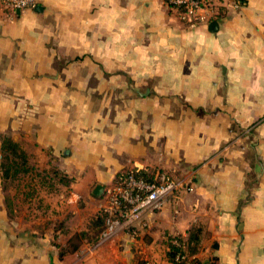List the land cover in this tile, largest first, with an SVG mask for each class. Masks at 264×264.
<instances>
[{
    "label": "crops",
    "instance_id": "1",
    "mask_svg": "<svg viewBox=\"0 0 264 264\" xmlns=\"http://www.w3.org/2000/svg\"><path fill=\"white\" fill-rule=\"evenodd\" d=\"M212 2L216 31L162 0L0 4V264H174L170 237L205 264H264V0ZM5 137L68 193L17 210ZM127 170L183 185L102 234L93 190Z\"/></svg>",
    "mask_w": 264,
    "mask_h": 264
},
{
    "label": "built area",
    "instance_id": "2",
    "mask_svg": "<svg viewBox=\"0 0 264 264\" xmlns=\"http://www.w3.org/2000/svg\"><path fill=\"white\" fill-rule=\"evenodd\" d=\"M162 3L176 9L182 20L194 25L215 19L217 7L212 0H162ZM0 4L24 10L33 8L36 0H0ZM236 4H240V0H236ZM182 185L179 179L165 171L156 173L153 178L139 170L118 173L113 185L107 187L104 193L102 213L106 215V227L102 234L109 235L117 229H132L146 213L161 208L164 199ZM167 242L171 248H177L173 256L174 264H205L196 260L178 237H170ZM143 264L153 263L146 261Z\"/></svg>",
    "mask_w": 264,
    "mask_h": 264
},
{
    "label": "rangeland",
    "instance_id": "3",
    "mask_svg": "<svg viewBox=\"0 0 264 264\" xmlns=\"http://www.w3.org/2000/svg\"><path fill=\"white\" fill-rule=\"evenodd\" d=\"M3 157V156H2ZM17 164H14L12 168H10L9 172L11 177L5 179V188L8 190V195L11 194L12 196L14 195V192L16 194L15 199V207L17 210H25V209H32L33 212L41 213V203L40 198H44V192L49 191V192H59L60 194L66 195L68 193V189L64 186L67 182L65 177H60L62 185H54L52 186L51 183L46 178V175H43L41 172L36 171V170H30V168L26 165L22 164V159L20 157L15 156L13 158ZM12 157L10 158V162H12ZM28 161V160H27ZM2 162L9 163L7 159L2 158ZM6 170V168H5ZM33 175V177H32ZM58 177V178H59ZM33 178V180H30ZM36 178V180H34ZM49 179V178H48ZM30 181L34 182L36 181L37 184H31ZM29 185V186H28ZM28 186V187H27ZM48 192V193H49ZM58 193V194H59ZM34 195L36 203L33 204L34 209L31 208L28 204H26V195ZM11 195L10 198H11ZM55 195H49V197H54ZM48 197V196H47ZM51 211V210H48ZM43 212V211H42ZM49 213V212H48ZM77 239L74 238L73 242L74 243H82L84 239H82L80 236ZM79 243V244H80Z\"/></svg>",
    "mask_w": 264,
    "mask_h": 264
},
{
    "label": "trees",
    "instance_id": "4",
    "mask_svg": "<svg viewBox=\"0 0 264 264\" xmlns=\"http://www.w3.org/2000/svg\"><path fill=\"white\" fill-rule=\"evenodd\" d=\"M2 151H3V157L4 159H7L9 161V163H5L2 162L1 166H2V171H3V177L5 179L11 177L10 175V168H12V166L14 164H17V162H15V160L13 159L15 156L20 157L22 159V164L26 165L27 164V155L26 153L21 149V147L19 146L18 143L14 142L11 138L9 137H5L3 139L2 142ZM12 157V162H10V158ZM6 168V170H5ZM58 176L63 177L62 175L58 174ZM92 225H95V227L99 228V230H103L106 227V215L104 213L99 214V216L97 218H95L92 222ZM87 233L86 232H82V233H78L75 236H73L70 239V247L72 251L77 250L80 245H81V239L79 238V236L84 239L87 237ZM97 237L99 236L98 234L96 235ZM74 238L80 239V244L79 243H74L73 240ZM196 234L193 233L190 237V242L188 241L189 247H190V251L191 253L195 252V246H193L192 242L196 241ZM191 244V245H190ZM177 251V248L173 247L171 248V250H169V257L173 260V256L175 255Z\"/></svg>",
    "mask_w": 264,
    "mask_h": 264
},
{
    "label": "water",
    "instance_id": "5",
    "mask_svg": "<svg viewBox=\"0 0 264 264\" xmlns=\"http://www.w3.org/2000/svg\"><path fill=\"white\" fill-rule=\"evenodd\" d=\"M37 7L39 8V6H37ZM218 27H219V24H218L217 20H213V21L210 22L209 29L211 31H216L218 29ZM105 190H106V188L103 185L98 184V185L95 186V188L93 190V194L96 195V196L101 197V196L104 195Z\"/></svg>",
    "mask_w": 264,
    "mask_h": 264
}]
</instances>
